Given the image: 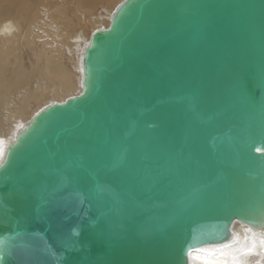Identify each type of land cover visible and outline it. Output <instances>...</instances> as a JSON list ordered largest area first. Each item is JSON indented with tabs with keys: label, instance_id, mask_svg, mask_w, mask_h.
<instances>
[{
	"label": "water",
	"instance_id": "95a60500",
	"mask_svg": "<svg viewBox=\"0 0 264 264\" xmlns=\"http://www.w3.org/2000/svg\"><path fill=\"white\" fill-rule=\"evenodd\" d=\"M83 65L2 155L0 264H192L262 230L264 0H124Z\"/></svg>",
	"mask_w": 264,
	"mask_h": 264
},
{
	"label": "bare ground",
	"instance_id": "6f19581e",
	"mask_svg": "<svg viewBox=\"0 0 264 264\" xmlns=\"http://www.w3.org/2000/svg\"><path fill=\"white\" fill-rule=\"evenodd\" d=\"M122 2L0 0V161L37 113L80 94L85 50ZM259 225L262 230L234 221L232 246L192 251V264H234L228 252L239 247L244 264H264V218Z\"/></svg>",
	"mask_w": 264,
	"mask_h": 264
},
{
	"label": "snow or ice",
	"instance_id": "6c2138e0",
	"mask_svg": "<svg viewBox=\"0 0 264 264\" xmlns=\"http://www.w3.org/2000/svg\"><path fill=\"white\" fill-rule=\"evenodd\" d=\"M0 238H2V237H0ZM262 246H264V241H262ZM200 251H204V250H200ZM188 255H191V250H189ZM234 264H239V262L235 261V259H234Z\"/></svg>",
	"mask_w": 264,
	"mask_h": 264
},
{
	"label": "rangeland",
	"instance_id": "374dc122",
	"mask_svg": "<svg viewBox=\"0 0 264 264\" xmlns=\"http://www.w3.org/2000/svg\"><path fill=\"white\" fill-rule=\"evenodd\" d=\"M99 11H100V13H101L102 15L106 14V13H105V9H104V8H102V9H101V8H99V9H98V12H99ZM100 13H99V14H100Z\"/></svg>",
	"mask_w": 264,
	"mask_h": 264
}]
</instances>
